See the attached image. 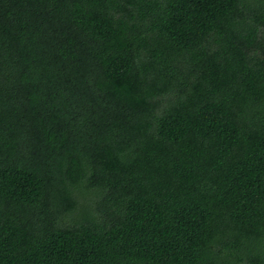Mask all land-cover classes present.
<instances>
[{
	"label": "trees",
	"instance_id": "trees-1",
	"mask_svg": "<svg viewBox=\"0 0 264 264\" xmlns=\"http://www.w3.org/2000/svg\"><path fill=\"white\" fill-rule=\"evenodd\" d=\"M0 264H264V0H0Z\"/></svg>",
	"mask_w": 264,
	"mask_h": 264
}]
</instances>
